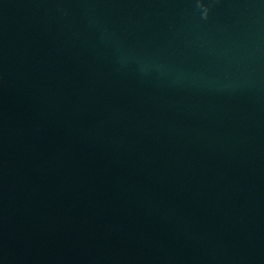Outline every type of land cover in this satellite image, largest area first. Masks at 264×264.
Returning <instances> with one entry per match:
<instances>
[{
    "label": "water",
    "instance_id": "95a60500",
    "mask_svg": "<svg viewBox=\"0 0 264 264\" xmlns=\"http://www.w3.org/2000/svg\"><path fill=\"white\" fill-rule=\"evenodd\" d=\"M0 264H264V0H0Z\"/></svg>",
    "mask_w": 264,
    "mask_h": 264
}]
</instances>
